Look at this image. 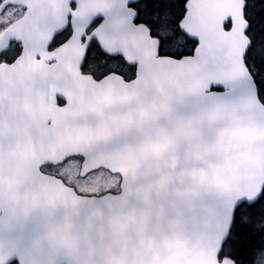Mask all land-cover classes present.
Listing matches in <instances>:
<instances>
[{"label": "snow or ice", "instance_id": "6c2138e0", "mask_svg": "<svg viewBox=\"0 0 264 264\" xmlns=\"http://www.w3.org/2000/svg\"><path fill=\"white\" fill-rule=\"evenodd\" d=\"M0 264H264V0H0Z\"/></svg>", "mask_w": 264, "mask_h": 264}]
</instances>
